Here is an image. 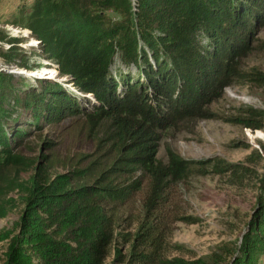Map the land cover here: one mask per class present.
<instances>
[{
    "label": "trees",
    "instance_id": "obj_1",
    "mask_svg": "<svg viewBox=\"0 0 264 264\" xmlns=\"http://www.w3.org/2000/svg\"><path fill=\"white\" fill-rule=\"evenodd\" d=\"M262 25L264 0H33L20 26L58 75L69 77L73 91L47 78L30 84L0 69V218L19 211L14 227L0 231L7 242L2 264H103L120 212L137 199L141 218L127 263L258 264L264 256V165L238 239L203 256L168 257V225L178 220L171 219L173 186L207 172L211 160L169 151L162 163L157 153L160 132L197 113L198 92L231 75L232 56ZM25 39L0 29V57L34 70L38 63L20 45ZM254 75L264 87V73ZM246 112L262 114L252 107ZM26 113L35 124L42 119L55 126L71 117L65 137L84 136L91 150L70 155L65 173L49 174L46 155L33 158L20 149L27 132L19 119ZM213 167L235 177L244 173L241 164L224 160ZM116 256L126 260L119 249Z\"/></svg>",
    "mask_w": 264,
    "mask_h": 264
},
{
    "label": "rangeland",
    "instance_id": "obj_2",
    "mask_svg": "<svg viewBox=\"0 0 264 264\" xmlns=\"http://www.w3.org/2000/svg\"><path fill=\"white\" fill-rule=\"evenodd\" d=\"M32 1L0 0V29L10 36L24 37L22 34L25 32L26 39L20 45L30 54V62H37L38 67L28 70L7 65L0 57V69L20 73L30 84H36L35 79L47 78L72 90L69 77L58 75L55 63L39 55L37 40L20 26L22 12L28 10ZM232 57L228 67L231 75L220 79L221 85L211 91L198 92L197 113L179 118L175 125L160 132L157 159L162 163L168 161L169 151L187 159L211 160L205 166L207 172L192 174L173 186L176 203L171 219L178 220L168 225L163 247V255L168 257L203 256L223 242L238 239L256 202L258 179L264 165V87L253 78L255 71L264 73V25L255 29L243 50ZM249 107L262 114L249 116L246 112ZM25 116L27 119H19L27 132L20 149L33 158L46 155L49 174L65 173L70 155L91 150L90 139L72 135L65 137L62 129L71 117L55 126L46 124L42 119L35 124L28 113ZM247 122H253L258 128L247 127ZM46 141L50 144H44ZM215 160L239 163L244 173L235 177L230 171L216 172L213 167ZM131 205V208L120 212L111 252L103 264H133L127 263L130 259L128 251L141 218V203L137 199ZM18 214L16 209L0 218V231L13 228ZM182 216L194 219L186 222L181 219ZM6 246V240L0 241V264ZM116 249L125 256L124 262L118 261ZM258 264H264V256L259 257Z\"/></svg>",
    "mask_w": 264,
    "mask_h": 264
},
{
    "label": "water",
    "instance_id": "obj_3",
    "mask_svg": "<svg viewBox=\"0 0 264 264\" xmlns=\"http://www.w3.org/2000/svg\"><path fill=\"white\" fill-rule=\"evenodd\" d=\"M28 30V29H27ZM29 31V30H28ZM23 32V31H22ZM30 32V31H29ZM31 33V32H30ZM23 36H26L27 34H25V32H23V34H22ZM37 43H38V41H36ZM36 43V44H37ZM14 72V71H13Z\"/></svg>",
    "mask_w": 264,
    "mask_h": 264
},
{
    "label": "bare ground",
    "instance_id": "obj_4",
    "mask_svg": "<svg viewBox=\"0 0 264 264\" xmlns=\"http://www.w3.org/2000/svg\"><path fill=\"white\" fill-rule=\"evenodd\" d=\"M53 75V74H52Z\"/></svg>",
    "mask_w": 264,
    "mask_h": 264
}]
</instances>
